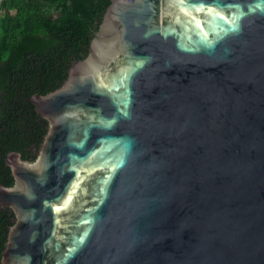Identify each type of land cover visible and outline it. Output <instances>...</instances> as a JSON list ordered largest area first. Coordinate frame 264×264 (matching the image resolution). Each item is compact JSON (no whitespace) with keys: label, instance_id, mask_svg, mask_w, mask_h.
<instances>
[{"label":"water","instance_id":"water-1","mask_svg":"<svg viewBox=\"0 0 264 264\" xmlns=\"http://www.w3.org/2000/svg\"><path fill=\"white\" fill-rule=\"evenodd\" d=\"M27 101L0 264H264V0H111Z\"/></svg>","mask_w":264,"mask_h":264},{"label":"trees","instance_id":"trees-1","mask_svg":"<svg viewBox=\"0 0 264 264\" xmlns=\"http://www.w3.org/2000/svg\"><path fill=\"white\" fill-rule=\"evenodd\" d=\"M111 0L0 1V183L13 184L4 158L33 161L47 125L27 101L63 83L88 45ZM9 12H12L10 15ZM12 226L0 209V258Z\"/></svg>","mask_w":264,"mask_h":264},{"label":"flooded vegetation","instance_id":"flooded-vegetation-1","mask_svg":"<svg viewBox=\"0 0 264 264\" xmlns=\"http://www.w3.org/2000/svg\"><path fill=\"white\" fill-rule=\"evenodd\" d=\"M42 119V118H41ZM43 120V119H42ZM46 122V121H45ZM46 125H47V122H46ZM36 153V152H35ZM35 155V154H34ZM29 161V160H28ZM10 170V169H9ZM11 175V174H10ZM0 209L1 210H3V211H8V216L10 217V221H11V223L13 224V219H14V215H13V213H12V211L11 210H9V208H3V207H1L0 206Z\"/></svg>","mask_w":264,"mask_h":264},{"label":"rangeland","instance_id":"rangeland-1","mask_svg":"<svg viewBox=\"0 0 264 264\" xmlns=\"http://www.w3.org/2000/svg\"><path fill=\"white\" fill-rule=\"evenodd\" d=\"M9 14L11 15V14H12V12H9Z\"/></svg>","mask_w":264,"mask_h":264},{"label":"built area","instance_id":"built-area-1","mask_svg":"<svg viewBox=\"0 0 264 264\" xmlns=\"http://www.w3.org/2000/svg\"><path fill=\"white\" fill-rule=\"evenodd\" d=\"M0 1H2V0H0Z\"/></svg>","mask_w":264,"mask_h":264}]
</instances>
